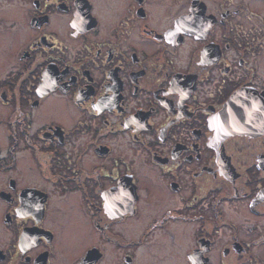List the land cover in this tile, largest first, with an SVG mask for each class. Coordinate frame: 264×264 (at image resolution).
<instances>
[{"label": "flooded vegetation", "instance_id": "af4514ba", "mask_svg": "<svg viewBox=\"0 0 264 264\" xmlns=\"http://www.w3.org/2000/svg\"><path fill=\"white\" fill-rule=\"evenodd\" d=\"M0 264H264V0H0Z\"/></svg>", "mask_w": 264, "mask_h": 264}]
</instances>
